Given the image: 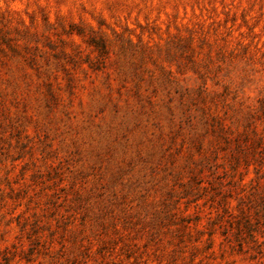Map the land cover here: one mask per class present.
Segmentation results:
<instances>
[{
	"label": "rangeland",
	"instance_id": "1",
	"mask_svg": "<svg viewBox=\"0 0 264 264\" xmlns=\"http://www.w3.org/2000/svg\"><path fill=\"white\" fill-rule=\"evenodd\" d=\"M0 264H264V0H0Z\"/></svg>",
	"mask_w": 264,
	"mask_h": 264
}]
</instances>
